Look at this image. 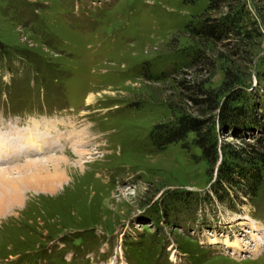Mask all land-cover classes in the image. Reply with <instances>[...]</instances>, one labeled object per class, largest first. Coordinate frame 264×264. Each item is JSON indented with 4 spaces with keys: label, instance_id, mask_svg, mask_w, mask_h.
<instances>
[{
    "label": "rangeland",
    "instance_id": "374dc122",
    "mask_svg": "<svg viewBox=\"0 0 264 264\" xmlns=\"http://www.w3.org/2000/svg\"><path fill=\"white\" fill-rule=\"evenodd\" d=\"M32 116L88 154L0 174V264H264V0H0V129ZM186 116L216 160L155 142Z\"/></svg>",
    "mask_w": 264,
    "mask_h": 264
},
{
    "label": "bare ground",
    "instance_id": "6f19581e",
    "mask_svg": "<svg viewBox=\"0 0 264 264\" xmlns=\"http://www.w3.org/2000/svg\"><path fill=\"white\" fill-rule=\"evenodd\" d=\"M32 119H34L36 121H34V120L31 121ZM45 120H48V119H45ZM45 120L44 119L30 118L29 120H27L28 124H30L27 128L26 127L18 128L15 125H10L9 129L10 128H12V129L8 130L7 133H9V135H11V133L14 134L13 137H11V139L6 138L5 137L6 135L0 133V174H2V173L10 174V172H12L13 169L20 170L21 168H24L25 166H28V165L30 166L31 164L38 163V162L39 163H44V162L52 161V160H54L56 158L55 156H49L48 155L47 157H43V158H40V159L28 160V161H26V163L24 161L25 164L21 165V166H15L14 165L15 163H18V162H22L23 163V160L25 158L28 159V157L29 158L30 157L31 158L32 157L36 158L38 156L37 158H39L40 155L44 156V153L47 150L51 151L50 149H53V144L52 143L55 144V141H56L55 138L56 137H52V135L49 134V132H48V131H52L50 128H52L53 124L51 125V123H49L50 126L47 125V126H45L46 128L45 127L41 128V127H43V125H44L43 122ZM55 124H56V121H54V125ZM54 125H53L54 129H56ZM61 133H62L61 135L63 136V138L66 139L64 137V135H66V134L63 133V132H61ZM86 135L84 133H82V135L78 136V134H77L75 136L79 137V138H83L84 137V139H85V138H87ZM70 139H73V138H71V136H70ZM82 140H79L77 138V141L69 142L70 148L72 149L71 151H73L74 153H77L79 155L81 153V151L78 150L79 147L80 146L81 147L84 146V142H82ZM47 147H48V149H47ZM63 149L64 148H61V150H63ZM53 153H55V152H53ZM81 154H83V155L84 154H88V151L85 150V153H81ZM23 157H24V159H22L20 161V159L23 158ZM56 162H58V161H56ZM12 165H14L13 168H10V167H12ZM55 170L57 171V168H55ZM54 178H56V177H50L49 179H46V181L41 183V185L43 186V188L45 190H47L49 192L54 190V188H55L54 187L55 186L54 185V181H55ZM58 178H59V176H58ZM13 189L17 190V187H15ZM2 196H3V194H2ZM13 201H14V199H13ZM3 207H4L3 204L0 203V210ZM225 244L228 245V243H225ZM236 244L238 245V243H236ZM236 244H233V245H236ZM226 247H228V246H226Z\"/></svg>",
    "mask_w": 264,
    "mask_h": 264
},
{
    "label": "trees",
    "instance_id": "16d2710c",
    "mask_svg": "<svg viewBox=\"0 0 264 264\" xmlns=\"http://www.w3.org/2000/svg\"><path fill=\"white\" fill-rule=\"evenodd\" d=\"M233 22H235V19L228 20V21L226 19H223V21L218 20L217 22H211V23L204 22L202 27H203L204 32L209 31L211 33V36H218L219 34L225 35L230 30L234 31V28H232L233 26L230 27L231 26L230 24H232ZM204 94L206 96V102L211 105V103H213L214 101L211 93L204 92ZM212 107L213 106H211L210 109L214 110V108ZM187 132H194L198 136L197 142L205 154L212 148L213 149L212 157H214L213 160H216L217 154L213 147V142H212L213 135L207 130V128L204 126L203 123H200L198 120L193 119L191 117H188V116L181 117L178 120L177 125L165 126L161 131L156 133L154 139L156 143H159L160 145L163 146L168 142L184 139L185 134ZM256 151L257 150L251 147L250 151H247L246 153L248 154L257 153L258 156H256V158H259V160L263 161L264 152H256ZM244 152L245 150L243 151V150L231 149L229 150V155L232 158V160L241 161V160L247 159L242 154ZM220 166H221V169L219 171L220 177L222 176V178H224L226 181L232 182V178L230 179L229 177L232 166L230 167L228 165L227 167L226 165L227 168L226 167L224 168L225 161H223V158L221 160ZM222 169L224 170L223 172H222Z\"/></svg>",
    "mask_w": 264,
    "mask_h": 264
}]
</instances>
